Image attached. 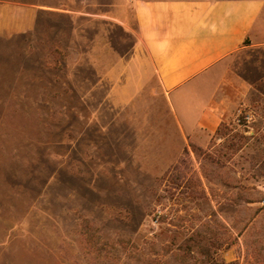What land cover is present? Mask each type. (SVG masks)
<instances>
[{
    "label": "rangeland",
    "instance_id": "rangeland-1",
    "mask_svg": "<svg viewBox=\"0 0 264 264\" xmlns=\"http://www.w3.org/2000/svg\"><path fill=\"white\" fill-rule=\"evenodd\" d=\"M133 6L0 0V264H264V46L193 151Z\"/></svg>",
    "mask_w": 264,
    "mask_h": 264
},
{
    "label": "crops",
    "instance_id": "crops-1",
    "mask_svg": "<svg viewBox=\"0 0 264 264\" xmlns=\"http://www.w3.org/2000/svg\"><path fill=\"white\" fill-rule=\"evenodd\" d=\"M133 15L177 136L206 147L234 108L230 91L243 86L226 61L264 46V0H134Z\"/></svg>",
    "mask_w": 264,
    "mask_h": 264
},
{
    "label": "trees",
    "instance_id": "trees-1",
    "mask_svg": "<svg viewBox=\"0 0 264 264\" xmlns=\"http://www.w3.org/2000/svg\"><path fill=\"white\" fill-rule=\"evenodd\" d=\"M218 132H219V128L217 129L216 133H218ZM188 147H189L191 150H193V151H199V150H201V148L195 146V145L192 144V143H189V144H188ZM184 151L187 152V148H185Z\"/></svg>",
    "mask_w": 264,
    "mask_h": 264
},
{
    "label": "built area",
    "instance_id": "built-area-1",
    "mask_svg": "<svg viewBox=\"0 0 264 264\" xmlns=\"http://www.w3.org/2000/svg\"><path fill=\"white\" fill-rule=\"evenodd\" d=\"M244 119H245V121H249L250 117L248 115H246V116H244ZM238 122H239V120H238Z\"/></svg>",
    "mask_w": 264,
    "mask_h": 264
}]
</instances>
